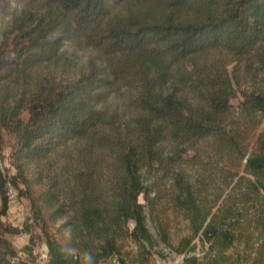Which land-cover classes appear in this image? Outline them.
<instances>
[{
  "label": "trees",
  "instance_id": "obj_1",
  "mask_svg": "<svg viewBox=\"0 0 264 264\" xmlns=\"http://www.w3.org/2000/svg\"><path fill=\"white\" fill-rule=\"evenodd\" d=\"M36 5L34 10L24 8L15 21L13 56L9 58L0 47V132L15 137L12 155L19 180L25 162L48 159L71 140L83 138L87 146L116 149L115 170L122 173L117 196L94 195L88 174L81 172L74 174L66 191L62 180L53 178L43 198L52 207L51 214L65 215L62 225L69 234L68 248L86 252L88 264H96L113 254L114 238L123 227L141 245L153 243L145 226L147 191L139 169L145 158L155 161L161 140L183 143L210 134L219 135L226 144L233 139L230 132L218 134L216 126L217 118L231 107L223 81L215 82L208 73L200 76L198 70L190 73L184 60L210 48L242 55L264 47V0H39ZM72 38L91 51L82 67L63 80L31 78L29 70L41 63L58 65L65 52L60 50L62 44ZM11 69L14 87L3 83ZM28 83L33 90L26 92ZM122 87L131 91L128 103L135 114L117 136L96 133L99 125L114 130L99 103ZM185 88L197 93L203 103H191ZM238 105L246 114L257 109L263 114L255 150L241 156L245 170L262 180L264 93H247ZM7 181L0 172V264H15L9 258L14 249L3 235L17 230L4 218L9 201ZM187 202L190 198L183 204L191 234L182 236L173 247L184 253L182 264H194L195 256L188 253L194 249L190 242L197 234L209 239L216 233L212 222L216 215L207 212L197 218L188 212ZM129 219L133 221L130 228ZM221 233L228 241V233ZM160 239L167 243L164 234ZM44 243L49 264L76 263L72 258L76 254L67 257L64 246L50 235L44 234Z\"/></svg>",
  "mask_w": 264,
  "mask_h": 264
},
{
  "label": "rangeland",
  "instance_id": "obj_2",
  "mask_svg": "<svg viewBox=\"0 0 264 264\" xmlns=\"http://www.w3.org/2000/svg\"><path fill=\"white\" fill-rule=\"evenodd\" d=\"M38 1L0 0V47L9 58L14 52L11 39L19 13L24 8L34 10ZM65 42L60 48L65 52L58 65L41 63L29 70L31 78L46 76L63 80L83 66L90 49L82 47L78 38ZM184 64L190 73L192 69L193 73L198 70L200 76L208 73L215 77V82L223 81L231 107L229 113L217 118L216 126L218 134L230 132L234 137L229 144L215 134L183 143L168 138L161 140L156 145L155 161L145 158L139 169L141 183L147 191V202L143 204L145 226L153 243L141 245L123 227L122 233L114 238L113 254L100 258L96 264H182L184 253L176 252L173 246L182 236L191 234L183 204L185 198H190L188 212L197 218L207 212L216 215L212 220L216 233L209 239L197 234L190 242L194 249L188 253L195 256L194 264H264V178L254 179L243 167L244 157H241L242 153L255 150L263 114L260 109L246 114L238 105L247 93H264V47L242 55L210 48L186 58ZM9 71L11 74L3 83L14 87V81H10L15 77L14 71ZM31 85L27 84L26 92L33 90ZM183 92L191 103H203L197 93L186 88ZM130 95L131 91L122 87L99 103L114 130L99 125L96 133L105 132L113 137L122 132L123 123L136 112L128 103ZM26 115L23 111L22 116ZM15 144L12 133L0 132V172L9 179L6 186L11 193L4 218L17 227L13 233L3 234L14 249L10 260L15 264H49L44 243V234H48L64 246L67 257L76 254L72 256L77 260L75 264H88L86 252L68 248L69 234L62 225L65 215L51 214L52 207L44 202V193L53 178L62 180L66 191L74 174L86 172L94 195L114 198L121 189L119 177H122L120 170H115L116 149L87 146L83 138L71 140L48 159L25 162L19 180L13 165ZM86 165L92 169L88 170ZM138 200L143 202L141 195ZM132 224L129 219L128 228ZM222 231L228 233V241L222 238ZM161 234L166 236V244L161 241Z\"/></svg>",
  "mask_w": 264,
  "mask_h": 264
},
{
  "label": "built area",
  "instance_id": "obj_3",
  "mask_svg": "<svg viewBox=\"0 0 264 264\" xmlns=\"http://www.w3.org/2000/svg\"><path fill=\"white\" fill-rule=\"evenodd\" d=\"M8 197H11V193L7 192Z\"/></svg>",
  "mask_w": 264,
  "mask_h": 264
}]
</instances>
